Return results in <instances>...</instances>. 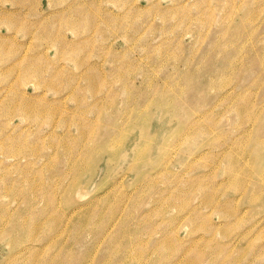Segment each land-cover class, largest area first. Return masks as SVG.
Listing matches in <instances>:
<instances>
[{
    "label": "rangeland",
    "instance_id": "374dc122",
    "mask_svg": "<svg viewBox=\"0 0 264 264\" xmlns=\"http://www.w3.org/2000/svg\"><path fill=\"white\" fill-rule=\"evenodd\" d=\"M0 264H264V0H0Z\"/></svg>",
    "mask_w": 264,
    "mask_h": 264
},
{
    "label": "bare ground",
    "instance_id": "6f19581e",
    "mask_svg": "<svg viewBox=\"0 0 264 264\" xmlns=\"http://www.w3.org/2000/svg\"><path fill=\"white\" fill-rule=\"evenodd\" d=\"M200 9V8H199ZM14 21V20H13ZM18 29V28H17ZM90 30V29H89ZM15 31V30H14ZM58 32V31H57ZM95 32V31H94ZM36 34V33H35ZM4 41V40H3ZM4 43V42H3ZM69 46V45H68ZM80 49V48H79ZM251 64V63H250ZM44 73V72H43ZM42 79V78H41ZM45 142V141H44ZM56 152V151H55Z\"/></svg>",
    "mask_w": 264,
    "mask_h": 264
}]
</instances>
